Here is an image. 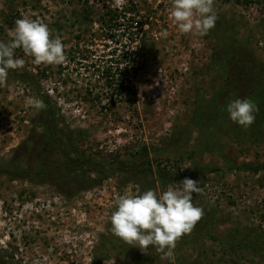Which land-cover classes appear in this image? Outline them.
Segmentation results:
<instances>
[{"label": "rangeland", "instance_id": "rangeland-1", "mask_svg": "<svg viewBox=\"0 0 264 264\" xmlns=\"http://www.w3.org/2000/svg\"><path fill=\"white\" fill-rule=\"evenodd\" d=\"M170 8L0 0V41L17 19L38 18L67 56L38 65L16 49L25 65L0 86V264H264V0H215L204 36L180 32ZM126 80L133 96L111 92ZM41 96L57 122L53 143L28 104ZM237 98L259 108L247 128L227 112ZM62 148L84 156L71 176ZM186 177L202 181L193 199L205 214L172 258L112 234L119 196Z\"/></svg>", "mask_w": 264, "mask_h": 264}, {"label": "clouds", "instance_id": "clouds-1", "mask_svg": "<svg viewBox=\"0 0 264 264\" xmlns=\"http://www.w3.org/2000/svg\"><path fill=\"white\" fill-rule=\"evenodd\" d=\"M214 3L215 0H171L170 16L180 32L204 36L218 19ZM161 34L167 36L166 31ZM8 35L11 38L8 42L0 41V86L6 84L10 70L25 65L24 59L16 57V49H22L38 65H60L67 61L66 45L60 37L53 38L48 24L38 18L17 19ZM28 104L37 112L47 107L42 99L35 97L29 98ZM258 111L250 98H237L227 104L230 119L245 128L254 123ZM201 183L186 177L163 192L149 189L119 196L110 216L112 234L145 254L152 246L172 258L177 242L190 234L205 214L193 199V193L203 192Z\"/></svg>", "mask_w": 264, "mask_h": 264}, {"label": "trees", "instance_id": "trees-1", "mask_svg": "<svg viewBox=\"0 0 264 264\" xmlns=\"http://www.w3.org/2000/svg\"><path fill=\"white\" fill-rule=\"evenodd\" d=\"M134 54V51L132 52L131 50L129 51V54L127 55L128 58L130 60L133 61V56L132 54ZM112 93H118V94H122L124 93L127 96H133L135 90L132 88V85L127 82L124 85L117 84L116 87L113 89V91H111ZM44 98H46V96L44 95ZM40 99L43 100V97L41 96ZM44 101V100H43ZM46 101V99H45ZM110 101V98H109ZM45 103V102H44ZM46 104V103H45ZM47 105V104H46ZM42 113L41 115V126L43 128V136H44V143H53L55 141V135L58 134V130H57V122L56 119H54V115L53 112L50 110V108L46 107V109L41 110L40 111ZM61 152L63 151V148L60 149ZM63 155V158L60 161L59 167L62 166V174H69L70 176L74 173H76V170L79 169V165L81 163V160L83 159L84 156H72V155H68L66 156V154L64 152L61 153Z\"/></svg>", "mask_w": 264, "mask_h": 264}]
</instances>
